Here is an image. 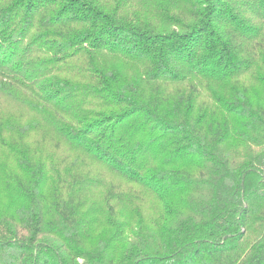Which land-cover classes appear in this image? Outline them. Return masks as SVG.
<instances>
[{
	"label": "trees",
	"instance_id": "1",
	"mask_svg": "<svg viewBox=\"0 0 264 264\" xmlns=\"http://www.w3.org/2000/svg\"><path fill=\"white\" fill-rule=\"evenodd\" d=\"M0 264H264V0H0Z\"/></svg>",
	"mask_w": 264,
	"mask_h": 264
}]
</instances>
